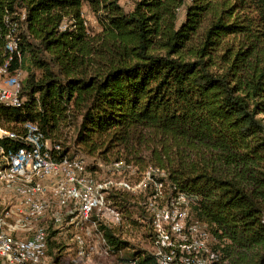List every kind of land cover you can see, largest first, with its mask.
<instances>
[{
	"label": "trees",
	"instance_id": "trees-1",
	"mask_svg": "<svg viewBox=\"0 0 264 264\" xmlns=\"http://www.w3.org/2000/svg\"><path fill=\"white\" fill-rule=\"evenodd\" d=\"M119 1L0 0V63L22 73L23 98L0 103V127L34 123L54 142L75 125L79 150L105 168L164 171L172 195L192 198L189 222L217 239L214 264H264V0H139L129 13ZM151 195H136L143 214ZM132 261L158 264L136 249L121 259Z\"/></svg>",
	"mask_w": 264,
	"mask_h": 264
},
{
	"label": "built area",
	"instance_id": "built-area-1",
	"mask_svg": "<svg viewBox=\"0 0 264 264\" xmlns=\"http://www.w3.org/2000/svg\"><path fill=\"white\" fill-rule=\"evenodd\" d=\"M17 44L10 36L6 50L13 52ZM10 61L0 63V103L18 107L23 103L22 73L8 76ZM24 128L17 133L0 127V140L21 144L15 149L0 144V264H55L49 253L60 259L76 256L78 264H85L82 259L88 261L93 254H112L100 223L118 224L123 216L109 196L145 193L149 188L152 195L144 216L153 232L158 264L218 261L207 224L189 222L192 198L172 195L161 170L149 169L132 184L126 175L131 166L124 161L107 166L106 171L101 167L92 171L83 158L62 155V146L49 143L37 124L26 123ZM51 231L57 234L51 237ZM92 237L98 245H90ZM54 238L72 244L63 251H50Z\"/></svg>",
	"mask_w": 264,
	"mask_h": 264
},
{
	"label": "rangeland",
	"instance_id": "rangeland-1",
	"mask_svg": "<svg viewBox=\"0 0 264 264\" xmlns=\"http://www.w3.org/2000/svg\"><path fill=\"white\" fill-rule=\"evenodd\" d=\"M139 0H120L119 4L123 8V10L126 13L132 12L134 9V6L136 2ZM190 0H186L185 5H189ZM180 19L179 22H183L185 18V9L180 11ZM83 16L85 20V24L89 31L96 32L99 29L98 23L95 19V17L92 15L88 7L85 5L83 7ZM76 128L75 125L67 126L66 128H62L57 133V138L53 142V140L48 139L49 143L54 144H60L62 148L67 149V154L70 157L73 156H79L83 158L87 164V166H96L101 167V169H105V165L102 164L103 162L97 158V157H91L81 150H79L78 146L76 145ZM129 154V152L127 153ZM130 155V154H129ZM139 157L147 158L148 155L146 153H141ZM129 161L131 162V155L129 157ZM131 164V163H129ZM146 167V166H145ZM103 169V170H104ZM149 169H158L156 167L149 166L148 168L142 169L141 167H135L131 168L130 171L126 172L127 177H130V182L132 184L138 183L141 179L143 174L148 171ZM106 171V169H105ZM165 174L166 173L162 171ZM99 173H103L102 171ZM140 193H117V194H111L109 196V200L121 213L123 216L122 222L118 224H104L100 223L101 225L107 227L110 229L114 235L119 238L122 242L125 243L123 245V248L120 250H113L112 254L110 255H102L99 256L97 254H93L89 256L88 261H85L86 259L83 258L82 261L85 264H123L121 262L122 258H131V251L133 249L136 250H142L147 252V254H155L156 248L154 247L152 236L153 232L151 229V226L148 222V219L146 220L145 214H143L142 209L139 205V199L136 197ZM126 198V202H123V199ZM132 219V220H131ZM52 233V231H51ZM54 234H57V232H54ZM103 235V234H102ZM51 237L53 235L51 234ZM70 237V235L68 236ZM57 238V237H56ZM217 240V239H215ZM67 240H56L54 238L53 241L50 243V251L54 250H65L67 247V244H72L70 241L66 242ZM89 243L91 246L98 245V241L94 239L93 237L90 238ZM216 242H213L210 244V247L213 249ZM214 250V249H213ZM49 256L51 257V260L53 258V262L55 264H78L80 260L76 256L72 257H63L58 258L57 256L52 255V253H49Z\"/></svg>",
	"mask_w": 264,
	"mask_h": 264
}]
</instances>
